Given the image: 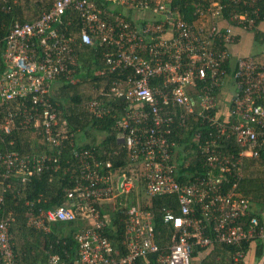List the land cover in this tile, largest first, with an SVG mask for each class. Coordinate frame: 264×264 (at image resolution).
<instances>
[{
    "label": "built area",
    "instance_id": "2783aa9c",
    "mask_svg": "<svg viewBox=\"0 0 264 264\" xmlns=\"http://www.w3.org/2000/svg\"><path fill=\"white\" fill-rule=\"evenodd\" d=\"M233 1L248 2L249 8L236 11L227 2L206 0L196 4V19L189 20L173 0H52L33 21L11 25L4 38L6 69L0 76V98L8 113L0 130H41L47 134V151L32 155L0 151L2 176L28 178L60 166L68 144L80 167V178L67 191L71 204L41 209L28 220L46 232L56 222L86 223L75 233V256L67 250L52 252L47 264H138L150 254L156 255L158 264H192L195 246L218 242L240 247L244 242L264 241V224L250 200L238 194L237 181L223 191L228 175L240 178L244 160L258 158L264 144V67L253 56L239 57L234 65L236 93L230 98L228 115L219 119L212 114L219 108L217 90L229 77L230 46L238 39L235 28L252 29L257 19L264 22L262 0ZM115 3L151 10L164 19L136 24L116 15L111 9ZM11 5L0 0V12H10ZM96 38L109 46L105 61L109 71L119 76L99 94L126 100L117 126L128 162L119 166L101 160L91 148L74 146V133L54 132L61 122L51 101L52 83L61 75L71 77L75 49L94 44ZM16 100L23 101L16 106L18 111L11 105ZM88 106L97 117L107 113L98 98ZM194 112L215 121L219 136L198 145L206 161L205 175L181 181L183 166L178 164L177 144L169 137L176 121L182 125L185 115ZM232 135L239 153L221 148L222 137ZM189 164L185 161L184 167ZM166 194L176 196L179 211L163 207V221L175 232L165 250L157 241L150 199ZM2 200L0 194V264H20L11 231L14 218L11 211L2 212ZM108 204L123 209L124 248L103 231L113 222L101 210ZM231 255L239 261L245 252L240 249Z\"/></svg>",
    "mask_w": 264,
    "mask_h": 264
},
{
    "label": "trees",
    "instance_id": "16d2710c",
    "mask_svg": "<svg viewBox=\"0 0 264 264\" xmlns=\"http://www.w3.org/2000/svg\"><path fill=\"white\" fill-rule=\"evenodd\" d=\"M206 0H173L174 7H177L186 19H196L194 15L197 3ZM227 2L230 7L236 11H242L249 8V3H235L231 0H221ZM52 0H8L11 5L10 12H0V76L6 69V62L3 58L5 50L4 38L10 31L11 25L19 21H33L51 4ZM262 17L264 12V0L259 2ZM261 23L257 19L255 26L254 41L264 40V29H259ZM109 49L106 44L79 45L75 49L77 62L74 66V72L71 77L61 75L55 79L51 86V101L60 113V124L54 129V132L74 133V146L79 148H91L97 157L101 160L110 159L114 166H119L128 162L127 151L118 141L117 123L124 113L121 101H114L113 98L104 94H96L95 91L87 92L84 85L91 83L97 87L108 85L111 79L116 75L110 72L105 61V53ZM256 57V55H254ZM260 64V63H259ZM261 65V64H260ZM264 67V64H262ZM234 64L227 65L229 77L227 82L234 83ZM73 79H78L73 82ZM107 83V84H106ZM219 94L223 88L217 90ZM222 96V95H221ZM98 98L102 100L107 109V113L102 117L95 116L89 109V101ZM23 101L16 100L11 102L12 109L16 108L18 103L22 105ZM112 104H117L119 108H112ZM0 98V122H3L7 116V108ZM111 107V108H107ZM109 109V112H108ZM224 110L226 108H223ZM220 108H215L212 114L221 119ZM228 110V109H227ZM215 121H209L203 117L194 115L187 118L184 126L178 129L177 134H172L169 139L178 141L184 148L178 152L177 160L179 166H183L179 171V179L187 181L195 179L198 175L204 176L206 173L205 157L201 155L198 146L206 138H216L219 136ZM104 135L100 142H96L95 133ZM221 148L230 151V153H239L241 148L235 143L233 135L226 139L222 137ZM47 134L35 128L13 129L10 133L0 130V151L7 149L17 150L23 155L40 154L47 151ZM190 142L196 143L197 147L193 151L189 150ZM193 143V144H194ZM119 151V154L115 152ZM55 153L57 151L55 150ZM63 156H60V166L54 165L51 169L44 171L40 175H33L23 178L19 175H10L7 178L2 176L5 167L0 163V194L2 196V212L11 211L14 220L11 224L13 233L14 250L16 259L20 264H47L50 253L67 250L72 257L76 254L75 233L81 227L86 226L85 222L75 221L71 223L56 222L52 225L49 232L28 224L29 218L37 214L41 209H48L57 205H70L71 201L67 199V191L73 189L76 181L80 178V167L76 158L73 156V147L65 146ZM185 161L189 162L188 167H184ZM67 169V170H66ZM218 172V171H216ZM230 181L225 183L223 191L227 192L232 183L237 181V192L239 195L248 198L253 206L254 213L258 215L262 224H264V144L260 150L258 158H246L243 164V174L240 178L228 175ZM137 197V192H136ZM119 203V202H118ZM102 213L112 216V225H107L104 232L119 247L123 239L124 224L120 220L122 208L120 205H103ZM169 207L178 212L177 198L173 194L153 197L150 199V209L153 213L154 225L157 230V241L164 245L172 241L175 232L173 227L163 221V207ZM78 211V210H77ZM124 248V247H123ZM250 248L256 250L257 256L264 253V241L252 240L244 242L240 247L220 245L216 246L213 253L204 260L208 264H244L243 260L235 261L231 254L242 249L247 253ZM199 250L203 248L198 247ZM198 250V251H199ZM194 251L193 256L198 254ZM221 255L220 262H215V255ZM138 264H157L155 254H150L145 258H140Z\"/></svg>",
    "mask_w": 264,
    "mask_h": 264
},
{
    "label": "crops",
    "instance_id": "0c3cea01",
    "mask_svg": "<svg viewBox=\"0 0 264 264\" xmlns=\"http://www.w3.org/2000/svg\"><path fill=\"white\" fill-rule=\"evenodd\" d=\"M111 9L116 15H120L121 17L123 16L126 20L132 21L133 23H136V24L137 23L138 24H142V23L146 24L147 22H153V21L157 20V18H153V19L150 18L151 15L149 13V10H140L138 8H130V7H127L126 5L119 4V3H115L111 7ZM222 25H225V24H222ZM258 28L263 30L264 29V22L260 23ZM234 31L238 34V37H237L238 39L236 40V43H234V44H232L230 46V52H231L230 64L231 65H233V64L235 65L236 61H237V59L239 57H242V56H253L258 61V63H260L262 65L261 62L264 61L263 53L261 55L262 57L260 56L261 57V59H260V57H258L257 55L255 57L254 53H252V51H251V47H253L252 45L254 44V39H255L254 38V36H255L254 29H246L244 27H236ZM167 36H168V34H167ZM251 38H252L253 42H252V40L250 42ZM97 43H100V40L96 38L94 44H97ZM91 45H93V44H91ZM259 61H261V62H259ZM117 77H119L118 74L115 75L111 79V81L113 79H116ZM110 82L108 84H110ZM100 86L101 87L95 86L96 94H99V92L101 91V88H103L104 86H107V85H103V82H102V85H100ZM231 96L232 95L230 94V92L227 91L226 89L223 90V92H221V94H220V97H219L220 98L219 99L220 100V102H219L220 110L219 111L222 113L223 116H227L228 115L229 109L231 107V103H230ZM115 100L116 101H121L123 108L126 107V100H124L122 98L114 99V101ZM112 106H113L112 108H119L117 106V104H112ZM223 108H226V109L224 110ZM179 111H180V113L183 112V110L181 108H178V112ZM192 115H194L196 117L199 116L198 112H194V113H191V114H186L185 117H184V121H185L184 124L186 123L187 118L192 116ZM180 122H181V120H179V119L176 121V124H175L176 127L174 129L173 134H177L178 133V129L181 128L182 126H184V124L179 125ZM175 143L177 144L176 153L184 150L183 149L184 147L182 145H180L178 141H175ZM193 143L194 142H190V147L188 148L191 151H193L195 149V147L198 146L196 143H194V144ZM242 174H243V171H242ZM144 196L142 197L143 200L146 199ZM147 200H149V199H147ZM178 211H179V208H178ZM167 225H169V224H167ZM169 243H171V242H169ZM169 243H166L164 245L160 244V245L163 246V248L166 250L167 245ZM221 244L225 245L223 243L216 242V243H213L212 245H210L209 247L195 246L194 251L195 250L198 251L199 250L198 247H201L203 249L199 250L198 254L193 256L192 264H208V263L204 262L205 258L213 253V251L215 250V247L217 245L220 246ZM231 257H232V255H231ZM214 259H215V262H217V263L220 262L221 255H218V254L215 255ZM155 260H156V255H155ZM242 260H243L244 264H264V253H263L262 256L259 257L256 254V250L254 248H250V250L247 253H245V255L242 258ZM156 262H157V260H156ZM157 264H158V262H157Z\"/></svg>",
    "mask_w": 264,
    "mask_h": 264
},
{
    "label": "rangeland",
    "instance_id": "374dc122",
    "mask_svg": "<svg viewBox=\"0 0 264 264\" xmlns=\"http://www.w3.org/2000/svg\"><path fill=\"white\" fill-rule=\"evenodd\" d=\"M149 13H150V18H162L164 19V16L163 15H155L152 13L151 10H149ZM252 38L250 39V42H251ZM253 42V40H252ZM253 47H251V51L252 53H254V55H257L258 57H260L263 53V56H264V40L262 41H259L258 43L254 41V44L252 45ZM262 57V56H261ZM260 57V59H261ZM263 59V58H262ZM261 62V61H259ZM262 64H264V61L261 62ZM78 79H73V82H77ZM84 90H86L87 92H91V91H96L95 90V85H92L91 83H88V84H85L84 85ZM227 90L230 92L231 95L235 94L236 93V88H235V85L234 83L232 82H228L225 87L223 88V90ZM94 137L96 138V142H100L103 138H104V135H102L101 133L99 132H96Z\"/></svg>",
    "mask_w": 264,
    "mask_h": 264
}]
</instances>
